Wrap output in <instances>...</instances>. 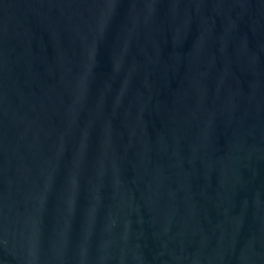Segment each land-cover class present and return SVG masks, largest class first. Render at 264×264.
<instances>
[{
  "label": "water",
  "instance_id": "obj_1",
  "mask_svg": "<svg viewBox=\"0 0 264 264\" xmlns=\"http://www.w3.org/2000/svg\"><path fill=\"white\" fill-rule=\"evenodd\" d=\"M0 264H264V0H0Z\"/></svg>",
  "mask_w": 264,
  "mask_h": 264
}]
</instances>
